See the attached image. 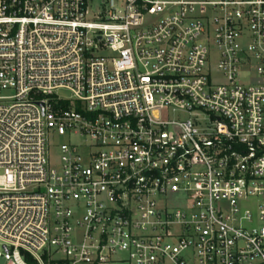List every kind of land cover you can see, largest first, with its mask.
Wrapping results in <instances>:
<instances>
[{"label": "built area", "instance_id": "obj_1", "mask_svg": "<svg viewBox=\"0 0 264 264\" xmlns=\"http://www.w3.org/2000/svg\"><path fill=\"white\" fill-rule=\"evenodd\" d=\"M0 243L264 264V0H0Z\"/></svg>", "mask_w": 264, "mask_h": 264}, {"label": "rangeland", "instance_id": "obj_2", "mask_svg": "<svg viewBox=\"0 0 264 264\" xmlns=\"http://www.w3.org/2000/svg\"><path fill=\"white\" fill-rule=\"evenodd\" d=\"M59 94L63 97H70L71 93L67 90H61L59 92ZM81 140L78 139V138H72L71 140L67 139L66 137L64 136H57L55 138V143L56 145L60 146L61 144H64V143H68V142H71V143H79ZM0 250H2V246H1V243H0ZM0 264H7L6 260L3 259V258H0Z\"/></svg>", "mask_w": 264, "mask_h": 264}, {"label": "water", "instance_id": "obj_3", "mask_svg": "<svg viewBox=\"0 0 264 264\" xmlns=\"http://www.w3.org/2000/svg\"><path fill=\"white\" fill-rule=\"evenodd\" d=\"M42 104V103H41ZM42 106H43V104H42Z\"/></svg>", "mask_w": 264, "mask_h": 264}]
</instances>
